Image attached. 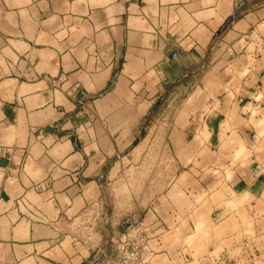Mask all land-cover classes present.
<instances>
[{"label":"crops","instance_id":"0c3cea01","mask_svg":"<svg viewBox=\"0 0 264 264\" xmlns=\"http://www.w3.org/2000/svg\"><path fill=\"white\" fill-rule=\"evenodd\" d=\"M140 223L147 264L264 252V3L0 0V264Z\"/></svg>","mask_w":264,"mask_h":264},{"label":"built area","instance_id":"2783aa9c","mask_svg":"<svg viewBox=\"0 0 264 264\" xmlns=\"http://www.w3.org/2000/svg\"><path fill=\"white\" fill-rule=\"evenodd\" d=\"M116 256L110 264H147L150 247L143 225L129 226L114 243Z\"/></svg>","mask_w":264,"mask_h":264},{"label":"rangeland","instance_id":"374dc122","mask_svg":"<svg viewBox=\"0 0 264 264\" xmlns=\"http://www.w3.org/2000/svg\"><path fill=\"white\" fill-rule=\"evenodd\" d=\"M259 1L261 3H264V0H259ZM116 239L117 238H115L114 241L112 240L113 245H114ZM256 247H257V245H256ZM256 247L254 249H252V248H246L245 249L244 248L243 252H244L245 258H243L242 261H241L240 255L239 256L237 254L232 255L231 253H227L224 251L219 258V262L214 263V264H264V261L262 262L261 260H258L259 251H260V253H262L263 258H264V252H261L259 246H258L259 251L257 250ZM235 257H237L239 259L238 263H236V261H234L233 258H235ZM230 260L232 261V263L229 262Z\"/></svg>","mask_w":264,"mask_h":264},{"label":"water","instance_id":"95a60500","mask_svg":"<svg viewBox=\"0 0 264 264\" xmlns=\"http://www.w3.org/2000/svg\"><path fill=\"white\" fill-rule=\"evenodd\" d=\"M236 16L230 18V20H228L221 28L220 30H218V32L216 33V35L214 36V41L217 40L218 38H220L223 34H225L228 29L230 28V26L233 24V22L235 21Z\"/></svg>","mask_w":264,"mask_h":264}]
</instances>
